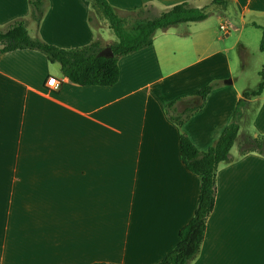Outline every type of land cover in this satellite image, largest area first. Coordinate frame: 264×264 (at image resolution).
Returning a JSON list of instances; mask_svg holds the SVG:
<instances>
[{
	"label": "crops",
	"instance_id": "0c3cea01",
	"mask_svg": "<svg viewBox=\"0 0 264 264\" xmlns=\"http://www.w3.org/2000/svg\"><path fill=\"white\" fill-rule=\"evenodd\" d=\"M107 1L133 19L148 4V14L158 16L185 1L211 2ZM227 4L240 11L243 25L249 16L252 26H263L253 17L264 15V0ZM31 12L29 0H0V28L25 19L32 37L65 49L98 37L116 41L104 38L112 29L94 0H46L40 24ZM180 24L122 57L112 86L75 84L40 50L0 53V264H155L177 245L201 188L182 159L181 134L208 150L243 95L221 86L182 127L169 118L168 103L176 101L179 113L201 103L191 85L201 81L204 60L185 54L186 46L197 54L201 45L186 43L195 31H173ZM226 60L214 80L225 81ZM50 77L61 82L58 90L47 86ZM248 102L260 107L249 128L242 122L232 148L237 157L246 132L264 135V91ZM191 264H264L263 155L249 152L220 165L214 209Z\"/></svg>",
	"mask_w": 264,
	"mask_h": 264
},
{
	"label": "trees",
	"instance_id": "16d2710c",
	"mask_svg": "<svg viewBox=\"0 0 264 264\" xmlns=\"http://www.w3.org/2000/svg\"><path fill=\"white\" fill-rule=\"evenodd\" d=\"M95 5L102 11L110 23V28L117 36V40L105 44L101 37L79 48L65 49L34 38L30 35L27 20L19 19L0 28V53L6 54L22 49H34L44 52L52 62L60 64L61 72L71 82L85 86H112L119 82L121 70L119 61L122 57L144 50L154 43L158 30L168 29L180 23L199 22L206 20L218 5H225L229 0H211L204 7H195L185 1L172 6L158 16L149 15L151 4L138 12V16L130 28L125 20L118 15L114 7L107 0H94ZM32 8V18L40 24L44 16L46 0H29ZM93 23V16H90ZM260 49L264 52V26ZM110 46L113 57H104L100 52ZM261 81L253 91L245 90L237 103L232 120L225 128L216 143L206 151H200L187 133L180 137L181 155L187 168L201 179L198 204L192 219L180 230L177 245L155 264H191L195 261L202 248L206 234L207 220L214 209L217 196V173L221 164L231 163L249 152H256L264 156V135L255 137L246 132L239 142L238 157L232 154L245 119L244 108L250 103L248 100L259 97L264 91V66L260 72ZM214 85H207L197 89L191 96H198L201 103L187 107L182 112L174 108L175 102L167 104L169 118L183 126L196 112L204 108L207 96L213 91ZM92 264H108L94 262Z\"/></svg>",
	"mask_w": 264,
	"mask_h": 264
},
{
	"label": "rangeland",
	"instance_id": "374dc122",
	"mask_svg": "<svg viewBox=\"0 0 264 264\" xmlns=\"http://www.w3.org/2000/svg\"><path fill=\"white\" fill-rule=\"evenodd\" d=\"M93 15V14H92ZM93 24L98 26V20L94 16ZM102 17V16H100ZM256 22L264 26V15L253 17ZM127 28H130L134 23L135 18H123ZM251 17L246 18V25L241 23L242 16L238 9L229 8V4L218 5L213 9L212 14L203 21L180 24L175 30H192L195 33L190 36L186 43L197 41L201 45V50L197 54L191 52V48L186 46V58L190 59L192 56L203 58L202 65L204 67L201 81H197L194 85L197 89L203 88L207 85H214L213 90L218 88L227 87L229 91H233L234 95L237 92L243 93L245 90L253 91L258 88L261 81L260 72L264 66V52L260 49L263 31L261 28L252 26L250 21ZM230 23L229 32L221 27V24ZM190 27V28H187ZM105 39H116L117 36L113 30L109 34L108 31L102 32ZM191 41V42H190ZM199 48L198 45H196ZM184 47H182L183 49ZM182 54V52H181ZM230 65L226 67L225 81L214 80L212 74L217 70H222L226 66L227 59ZM206 59V60H205ZM213 63V66L205 67L208 63ZM225 63V65H223ZM227 81V84H226ZM225 84V85H223ZM260 103L253 102L249 107L244 108L246 127L251 126L254 113L259 109ZM236 146V145H235Z\"/></svg>",
	"mask_w": 264,
	"mask_h": 264
},
{
	"label": "built area",
	"instance_id": "2783aa9c",
	"mask_svg": "<svg viewBox=\"0 0 264 264\" xmlns=\"http://www.w3.org/2000/svg\"><path fill=\"white\" fill-rule=\"evenodd\" d=\"M230 23H222L221 27L224 28L226 31H229V27H230ZM47 86L54 89V90H58L59 87L61 86V82H59L55 77H50L47 82H46Z\"/></svg>",
	"mask_w": 264,
	"mask_h": 264
},
{
	"label": "water",
	"instance_id": "95a60500",
	"mask_svg": "<svg viewBox=\"0 0 264 264\" xmlns=\"http://www.w3.org/2000/svg\"><path fill=\"white\" fill-rule=\"evenodd\" d=\"M100 55L104 57H113L114 52L110 46H107L100 52Z\"/></svg>",
	"mask_w": 264,
	"mask_h": 264
}]
</instances>
